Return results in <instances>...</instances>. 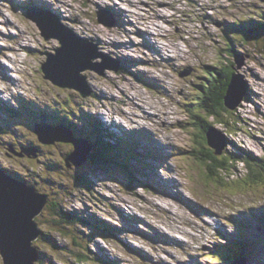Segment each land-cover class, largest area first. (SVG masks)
I'll return each mask as SVG.
<instances>
[{
  "label": "rangeland",
  "instance_id": "rangeland-1",
  "mask_svg": "<svg viewBox=\"0 0 264 264\" xmlns=\"http://www.w3.org/2000/svg\"><path fill=\"white\" fill-rule=\"evenodd\" d=\"M9 2L0 0V109L17 108L28 102L46 107L54 117L59 114L71 115L75 124L82 119L80 129L86 132L89 123L99 120L103 131L115 130L112 133L117 135L115 125L126 132L143 131L148 126L158 133L157 136L151 134V141H137L138 152L143 151L141 154H148L153 159L137 158L141 163L139 168L145 172L144 176L139 177L138 183L131 187L121 173L113 174L112 169L99 164L88 162L84 167L67 170L62 158L70 152V147L62 143L41 145L28 124L15 125L12 121L17 119L16 116L8 113L11 121V118L0 113V165L12 173L16 171L24 174L30 172L33 166L35 172L42 173L35 186L49 195V204L58 200L65 210L96 219L92 222L95 231L99 226L102 231L111 229L114 233L112 236L98 233V237L92 236L90 239L92 230L88 226L78 224L74 227H56L52 224L53 220L56 221L53 213L46 208L38 218V223L58 247L47 249L41 239L34 243L46 254L38 264H103L105 259L99 261V258L104 257L111 260L112 264H191V257L197 264L200 263L195 259L202 264H217L206 259L207 253L204 250L211 247L210 242L216 235L210 220L213 223L215 220L222 222L225 231L235 230L225 216L246 203L264 211V188H258L261 182L244 184L238 180L239 176L246 173L243 163H236L230 174L228 171L222 172L223 184L216 182L214 176L205 177L203 166L193 155V151H197L194 149L196 134L192 132L196 121L185 104L190 106L195 99L197 88L205 79L202 76L205 69L219 70L222 64L220 61L228 60L233 66L234 80L238 87L235 98L241 99L243 87L249 89L251 98L240 107L233 104L229 110L233 122L229 126L214 125L208 130L214 132L208 141L217 154H220L223 138H227L242 143L243 149L254 157L264 155L263 42L257 47L250 44L244 48L237 42H228L230 38L227 37V25L251 15H262L264 0ZM28 2L33 7H40L39 11H26L24 5L28 6ZM41 7L49 12L60 7V14H65L63 25L76 35L88 39L90 44H106V51L111 50V60L125 58V61L133 63L136 62L134 59L138 60L134 68L137 74L124 68L126 72L123 74L106 71L100 75L96 71H82L80 74L85 77L89 87L85 95L51 82L38 69L46 62L48 55H56L59 41L52 38L46 40L39 28L26 17V13L35 16L41 14ZM113 8L126 17H120L119 25L115 24L110 29L99 21L96 12H108ZM45 13L46 18L52 15ZM139 33H144L147 41L152 42L149 47L144 35ZM139 40H142V44L138 46ZM165 45L172 48V52H162L161 48ZM233 45H236L234 48L239 50L241 57L230 54ZM100 50L97 45L98 53ZM102 61L100 56L94 59L96 63ZM125 67L131 66L126 64ZM185 71L187 73L180 76ZM134 74L147 80L146 85L140 81L145 87L136 83ZM90 88L104 95L99 96L95 92L93 95ZM141 111L146 114L143 115ZM148 117L150 120H146ZM108 118L110 122L104 125ZM238 122H241V129L237 130L242 131L234 135L230 125L234 127L233 123H237L238 127ZM11 125H15L11 127L13 131H8ZM31 141L38 143L41 155L36 162L18 160L13 151L28 147ZM165 146L173 154L168 155ZM148 148L151 150L148 151ZM227 148L230 150L232 146ZM179 150L182 152L179 153ZM157 157L163 160L155 159ZM55 159L60 161V167L51 169L49 163L52 165ZM79 174L88 177L92 190L73 182V178L79 177ZM45 175L58 179L62 189L48 187ZM36 176L35 173L30 175V180ZM141 182L152 185L154 189L141 188ZM176 192H179V198ZM115 195L116 199H113ZM118 210H125L128 214L121 212V216ZM133 214H139L142 219L151 220L152 223L149 227L139 222L128 223ZM201 226L204 231L199 233ZM117 229L120 235L115 234ZM174 229H177L176 240L169 235ZM196 234L202 237L198 242L203 253H200L196 245ZM75 240L83 245H76ZM77 252H83L88 257L87 261L76 260L74 254ZM0 264H4L1 254Z\"/></svg>",
  "mask_w": 264,
  "mask_h": 264
},
{
  "label": "trees",
  "instance_id": "trees-1",
  "mask_svg": "<svg viewBox=\"0 0 264 264\" xmlns=\"http://www.w3.org/2000/svg\"><path fill=\"white\" fill-rule=\"evenodd\" d=\"M260 15L258 16L255 14L251 15L248 18H241L237 22L227 25V31L229 33L227 37L230 38L228 42H237L240 45L244 46V48H247V46L250 44H253L255 47H257L260 45L261 42H263L262 48H264V13H262L261 16ZM256 16L257 19H254V17ZM234 46L236 45H233L232 49L229 48L231 50L230 54L232 53L233 56L239 55V50H236ZM220 62L222 64L219 70H216L215 68H211L210 70L212 71L205 69V73L202 74L205 79L203 80V82H201L202 84L199 86V88H197L198 92H196V94L194 95L195 99L192 100L190 106L188 105L189 107H187V109L190 115L196 121L192 132L196 134L195 138L197 140L194 139V144L196 145L194 149H196L197 151L194 150L193 155L195 156L196 160L203 166L206 178L214 176L217 177L216 179H218L219 181H222V172L228 171V173L230 174V171L233 169V166L230 167L226 164L227 158H224V155H215V150L211 148V145L208 141V137H210L211 134H214V132L208 130L216 124L229 126V124L233 122L231 118L232 113H230L229 110L231 106L236 102H232L234 100V96L232 97L231 95L229 97V90L234 80V72L232 69L233 66L231 62L228 63V60L225 61L223 59ZM126 63L128 62H125L124 64ZM232 89H234V92H237V84H234ZM246 96L247 100L251 98V95L249 93H247ZM9 111L10 114L17 115V113H13V110ZM21 115H24V113L22 112ZM34 121H39L40 124L49 125H53L55 123V121L53 120L49 121V118L44 114H42L38 119H35ZM238 123V127H236L237 123H233L234 127L230 125V127L233 129L232 131L234 135H237V132L242 131L237 130L241 129V122ZM71 131H73L74 134L78 137L84 138V136H86H83V133L80 131L78 132V130ZM89 141L94 147L95 154L92 157L93 163L105 166L108 169L114 167L117 172L125 174L123 175V179L126 180V182L131 187L136 184V182L134 181V179L136 178L135 176L143 174V171L137 170V166L129 161H134L135 159L136 146L134 144L128 145V141L124 139L115 140V144H111L107 141L101 143L98 138H90ZM30 147L38 149V157L41 155L39 150L40 147L37 142L31 141ZM237 152L244 156L245 160H242L241 162L246 165L248 176L250 177V179L254 180V182H261V184L258 185V188H264V155L261 157H254L251 153L241 148H238ZM230 155L237 156V154ZM118 158L126 159V161L119 160ZM26 161L31 162L34 160L27 159ZM62 161H64V158L62 159ZM52 162V166L60 167V161H58L57 159L52 160ZM57 180L58 179L53 178L49 181L48 184H45L52 189L57 187L59 190H61V184L58 183L60 181ZM73 181L76 184L83 185V188L91 190L93 189L92 183L86 175H80L77 178H73ZM129 185H127V188L130 187ZM128 189L130 190V188ZM50 205H54L51 211L56 215L57 222L58 219L64 220L58 222V225H61L63 223L73 225H81L87 223L83 219L68 213L65 208H62L61 204H59L57 201H54V203H51ZM108 232L112 233V230L110 229L108 230ZM112 235H114V233H112ZM91 238L92 236L90 237V239ZM75 244L80 245L79 242L76 240ZM54 247L58 246L56 245ZM74 255L76 256V260L79 261H86L88 258L84 253L77 252ZM45 256L46 255H44V257ZM102 260L103 259L99 258V261ZM104 263L112 264V261H103V264Z\"/></svg>",
  "mask_w": 264,
  "mask_h": 264
},
{
  "label": "water",
  "instance_id": "water-1",
  "mask_svg": "<svg viewBox=\"0 0 264 264\" xmlns=\"http://www.w3.org/2000/svg\"><path fill=\"white\" fill-rule=\"evenodd\" d=\"M28 18L37 25L46 40L50 38L59 40L60 47L57 49L56 55H49L42 65V72L54 84L69 89L73 88L81 95H85L86 89L88 90L89 87L85 77L80 74L82 71H96L103 75L106 69L116 70L112 68V64L106 63L107 58L96 53L95 46L73 37L68 30L58 26L53 18L39 16H28ZM98 18L103 25H112L101 16ZM49 26H53V28ZM97 56H100L103 63L94 62ZM186 73L187 71L181 73L180 76ZM234 84L233 80L229 97L237 96L232 89ZM237 104L238 102L235 103V106ZM36 134L40 142L44 144L55 141L72 142L69 137L57 133L55 130H37ZM74 145L75 150L67 157L66 165L70 166L71 162L74 166L79 167L85 163L89 149L85 151V144L81 142H74ZM46 203L47 198L38 194L35 189L19 185L0 173V254L4 264H34L39 261L38 251L32 247V241L39 235L34 219ZM238 264H243V262Z\"/></svg>",
  "mask_w": 264,
  "mask_h": 264
},
{
  "label": "bare ground",
  "instance_id": "bare-ground-1",
  "mask_svg": "<svg viewBox=\"0 0 264 264\" xmlns=\"http://www.w3.org/2000/svg\"><path fill=\"white\" fill-rule=\"evenodd\" d=\"M38 8H40V7H38ZM42 9H43V7H41ZM172 50V48H170L169 46H167V45H165V46H163L162 48H161V51L162 52H164V51H167V52H172L171 51ZM247 55V54H246ZM244 57V56H243ZM86 71V70H85ZM236 71H237V74L240 76L241 74L238 72L239 70L238 69H236ZM84 72V71H83ZM225 75V74H224ZM233 103L234 102H240V98H235L234 97V100L232 101ZM178 231H180L179 229H178ZM251 251H253V249H251ZM254 256V255H253Z\"/></svg>",
  "mask_w": 264,
  "mask_h": 264
}]
</instances>
